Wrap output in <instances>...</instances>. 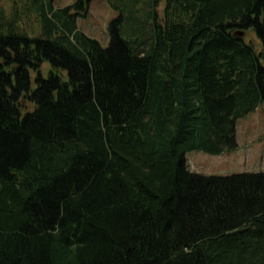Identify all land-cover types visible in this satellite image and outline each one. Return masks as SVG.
Instances as JSON below:
<instances>
[{
	"label": "trees",
	"instance_id": "16d2710c",
	"mask_svg": "<svg viewBox=\"0 0 264 264\" xmlns=\"http://www.w3.org/2000/svg\"><path fill=\"white\" fill-rule=\"evenodd\" d=\"M8 1L0 264H264V170L186 157L237 148L264 102V0H108L107 45L90 0Z\"/></svg>",
	"mask_w": 264,
	"mask_h": 264
},
{
	"label": "rangeland",
	"instance_id": "374dc122",
	"mask_svg": "<svg viewBox=\"0 0 264 264\" xmlns=\"http://www.w3.org/2000/svg\"><path fill=\"white\" fill-rule=\"evenodd\" d=\"M58 6L74 4L77 0H55ZM0 5L11 6V1L0 0ZM164 4L160 5V13ZM118 14L108 0H90L86 15L78 17L79 28L87 35L98 39L103 45L109 42V23ZM32 23V22H31ZM26 24V22H25ZM33 25V26H32ZM31 27L37 30L36 24ZM247 41L252 40L258 50L261 43L253 31L246 35ZM50 63L45 61L42 66L43 75L49 73ZM33 85H36V72L32 71ZM236 138L237 148L213 154L202 149L189 150L187 162L192 171L203 174H231L243 171L264 170V102L249 114L238 119Z\"/></svg>",
	"mask_w": 264,
	"mask_h": 264
},
{
	"label": "water",
	"instance_id": "95a60500",
	"mask_svg": "<svg viewBox=\"0 0 264 264\" xmlns=\"http://www.w3.org/2000/svg\"><path fill=\"white\" fill-rule=\"evenodd\" d=\"M236 33H237L238 35H241V36L244 35V32H243V31H237Z\"/></svg>",
	"mask_w": 264,
	"mask_h": 264
}]
</instances>
